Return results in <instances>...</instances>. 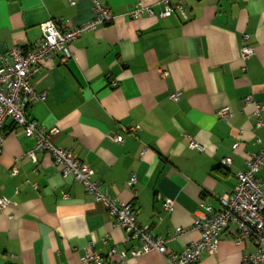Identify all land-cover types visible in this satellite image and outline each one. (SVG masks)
Returning <instances> with one entry per match:
<instances>
[{"label":"crops","instance_id":"1","mask_svg":"<svg viewBox=\"0 0 264 264\" xmlns=\"http://www.w3.org/2000/svg\"><path fill=\"white\" fill-rule=\"evenodd\" d=\"M68 1L0 0V57L34 44L47 20L61 18L71 28L93 17L94 0ZM97 1L113 23L82 34L66 64L39 63L31 82L47 97L27 106L25 116L45 130L58 128L52 144L87 164L101 191L130 204L154 236L166 239L177 228L188 229L165 244L167 254L179 253L199 238L191 230L199 203L218 210L247 155L264 141V129H255L251 109L242 106L246 97L264 106V0H171L182 4L187 19L175 11L138 21L126 18L129 8L140 2L158 13L159 0ZM244 45L254 50L245 63ZM173 93L176 101L168 98ZM225 107L231 115L222 120L216 113ZM4 133L0 196L11 205L0 211V264H81L89 243L101 255L138 245L126 242L104 205L71 176L62 177L46 153H37L36 163L24 157L32 140L21 128L8 120ZM190 141L202 150L191 149ZM226 157L231 164L223 167ZM256 178L264 190V166ZM166 200L173 202L169 214L162 208ZM234 232L230 225L215 254H203L197 264H240L254 246L235 245ZM122 264L169 263L151 252Z\"/></svg>","mask_w":264,"mask_h":264},{"label":"built area","instance_id":"2","mask_svg":"<svg viewBox=\"0 0 264 264\" xmlns=\"http://www.w3.org/2000/svg\"><path fill=\"white\" fill-rule=\"evenodd\" d=\"M68 2L71 6H75L73 0ZM158 5L161 9L155 13L151 7L137 2L129 8L125 16L130 21H138L144 16L161 20L176 11L187 19L181 3L173 4L171 0H159ZM113 21L114 16L110 10L94 0L93 17L89 21L64 28L63 24L66 21L61 18L47 20L40 24V38L34 44L25 49L13 47L5 56L0 57V149L5 136L4 126L9 120L21 128L27 139L32 140V146L24 153V157L36 163L37 153H46L62 177L71 176L74 181L82 185L94 201L104 205L113 226L124 232L126 242L138 244L127 251L110 248L106 255H101L95 252L92 244L89 243L88 250L80 257L81 264H122L127 258L136 259L151 252L165 256L169 264H197L203 254H215L220 235L230 225L235 227L233 234L235 245L251 243L254 246L253 252L241 257L240 264H264V190L256 178L257 173L264 166V141L258 152L247 155L245 168L235 174L233 191L219 198L218 210L203 202L199 203L191 226V230L199 234L198 240L191 242L179 253L167 254L166 242L179 239L188 232V229L177 228L166 239L154 236L149 226L137 222L136 214L130 204L114 200L101 191L100 182L87 164L76 160L70 151L52 144L51 139L59 134L58 128L45 130L35 121L26 118V107L36 102H43L47 97V92H36L31 82L32 75L39 70V63L43 60L57 59L59 64H66L74 57L71 50L74 41L84 33L94 32L99 26L111 25ZM248 39V35H243L245 42ZM253 55L254 50L249 46L244 45L240 50V60L243 63ZM161 76L164 77L165 73L161 72ZM115 84L113 82V85ZM178 96V93H173L168 98L176 101ZM242 106L251 109L250 115L255 120V129H264L262 121L264 106L252 97L244 98ZM216 115L222 120H227L231 112L225 107L218 110ZM129 131L134 129L130 128ZM113 139L117 143L122 141L119 135H114ZM189 147L202 150L194 141L189 142ZM236 148L237 143L232 145V150ZM230 164V157L220 162L223 167ZM16 174L17 169L13 167L11 175ZM134 183L135 177L132 176L128 185L132 186ZM9 205L11 202L0 196V211ZM162 208L166 213H171L173 202L166 200ZM113 257H117L119 261H110Z\"/></svg>","mask_w":264,"mask_h":264}]
</instances>
